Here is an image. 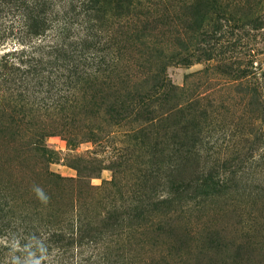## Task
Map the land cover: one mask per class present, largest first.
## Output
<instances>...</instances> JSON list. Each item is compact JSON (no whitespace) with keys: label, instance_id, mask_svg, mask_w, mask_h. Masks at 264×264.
Returning <instances> with one entry per match:
<instances>
[{"label":"rangeland","instance_id":"374dc122","mask_svg":"<svg viewBox=\"0 0 264 264\" xmlns=\"http://www.w3.org/2000/svg\"><path fill=\"white\" fill-rule=\"evenodd\" d=\"M258 1L248 16L233 9L218 15L226 20L217 34L211 33L217 15H211L206 36L200 31L189 50L174 44L173 26L154 40L167 44V77L184 89L183 103L198 101L205 138L201 165L225 155L236 159L237 172L224 175L219 194L175 201L167 215L165 209L154 211L138 225L125 215L123 224L105 230L97 249H79L77 243L69 247L65 239L42 243L43 251H37L23 232L33 235L38 225L64 223L66 215L75 225L78 212L103 219L115 204L130 211L128 196L145 186V174L159 168L163 175L168 161H180L174 153L179 133L170 120L141 143L130 130L139 124H119L121 117L111 112L114 103L136 95L146 70L143 48L127 55L124 62L134 64L122 69L124 79L93 89L94 98L87 95L80 104L57 108L50 100L23 94L25 103L0 106V185L15 200L11 214L20 227V242L26 240L18 263L11 257L19 240L0 255V264H264V112L259 108L264 103V0ZM14 37L0 47L1 56L21 48ZM155 139L161 143L153 155ZM49 174L65 181L53 185ZM12 234L2 239L4 247L13 243Z\"/></svg>","mask_w":264,"mask_h":264},{"label":"trees","instance_id":"16d2710c","mask_svg":"<svg viewBox=\"0 0 264 264\" xmlns=\"http://www.w3.org/2000/svg\"><path fill=\"white\" fill-rule=\"evenodd\" d=\"M259 5L258 0L236 3L229 0H0V47L12 36L21 45L0 55V106L12 109L11 105L13 108L21 105L23 94L45 103L50 100L57 108L68 103L80 104L88 99L87 95L94 98L93 89L97 92L104 83L124 79L122 69L134 64L130 60L126 64V57L139 46L144 50L142 64L146 70L136 83L139 85L134 89L136 95L128 94L124 104L114 103L111 112L121 117L119 124L130 120L139 124L130 130L140 142L153 130L158 133L169 120L171 128L179 133L174 137L180 139L179 146L174 148L180 161H168L170 167L163 175L159 168L146 173L145 186L134 196H128L132 201L126 208L130 211L124 210L125 205L115 204L107 209L103 219H88L78 212L75 225L66 215L64 223L38 225L33 235L30 231L23 232L30 243L37 245V251H43L42 243L65 239L69 240V247L77 243L79 249L91 245L97 249L104 242L105 230L123 224L125 215L128 221L133 224L136 221L134 225H138L161 209L167 215L175 201L192 202L220 193L224 175L237 172L233 170L236 159L229 160L224 155L211 165H201L205 138L198 124V101L183 103L184 89L172 85L167 77V44L154 40L173 26L174 44L189 50L200 31H205L206 36L209 30L204 27L211 15H217L211 30L217 34L222 28L220 21L226 20L218 15L224 16L233 9L248 16ZM239 85L247 92L248 87ZM251 93L257 97L256 88H251ZM259 108L264 112V103ZM261 136L260 140H264V132ZM155 140L158 142L152 146L153 155L161 143ZM194 166L197 171L193 170ZM49 177L53 185L65 181L56 174ZM111 185L116 183L113 181ZM3 188L0 185V255L10 251V246L19 240V249L11 257V261L18 263L20 248L26 245V240L20 242V227L11 214L15 200ZM8 233H13V243L4 247L1 241L4 242L2 239Z\"/></svg>","mask_w":264,"mask_h":264}]
</instances>
